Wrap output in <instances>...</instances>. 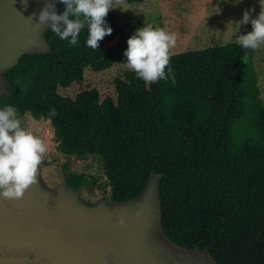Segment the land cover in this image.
<instances>
[{"label": "trees", "instance_id": "obj_1", "mask_svg": "<svg viewBox=\"0 0 264 264\" xmlns=\"http://www.w3.org/2000/svg\"><path fill=\"white\" fill-rule=\"evenodd\" d=\"M139 2L142 0H126ZM60 14L65 6L57 0ZM112 29L96 50L83 29L74 46L50 29L47 52L23 54L3 77L20 69L22 112L47 118L57 148L67 156L98 155L105 166L108 198L139 195L152 172L159 176L165 236L190 249L207 248L218 264H264V101L254 64L256 50L238 41L170 54L166 79L151 84L126 69L114 79L116 96L95 88L63 95L60 87L83 80L85 69L125 63L132 35L111 9ZM248 56L244 64L241 57ZM0 93L2 99L18 94ZM64 182L81 191L85 172L63 166Z\"/></svg>", "mask_w": 264, "mask_h": 264}, {"label": "water", "instance_id": "obj_2", "mask_svg": "<svg viewBox=\"0 0 264 264\" xmlns=\"http://www.w3.org/2000/svg\"><path fill=\"white\" fill-rule=\"evenodd\" d=\"M44 5L0 0V79L23 54L49 50L48 25L36 23ZM36 179L21 199L0 196V264H30L26 252L39 264H218L207 248L165 236L155 172L139 195L120 202L86 201L65 182L49 187L41 165Z\"/></svg>", "mask_w": 264, "mask_h": 264}, {"label": "rangeland", "instance_id": "obj_3", "mask_svg": "<svg viewBox=\"0 0 264 264\" xmlns=\"http://www.w3.org/2000/svg\"><path fill=\"white\" fill-rule=\"evenodd\" d=\"M112 10L117 21L132 34L144 24L162 27L166 31L177 34L176 46L171 54L190 49H200L217 44L238 41L239 35L252 31L251 23L239 24L245 11L254 19L264 7V0H142L124 2L116 5L113 0ZM118 6V7H117ZM254 64L259 79L264 101V44L254 54ZM127 68L124 63L115 64L101 71L89 68L84 71L82 81L72 83L68 87H60L61 94L74 96L79 90L95 88L101 98L115 97L114 79L123 74ZM19 85L18 94L2 99L18 111L24 126L34 130L45 142L47 152L44 154L41 172L44 182L55 187L64 182L63 166L73 171L85 172L89 176V184L82 188L80 194L86 201L93 202L100 197H108L109 185L105 166L98 155L88 157L67 156L57 148L54 128L47 118H35L22 112L23 94L33 84L30 79L23 83L20 69L10 71L6 78L0 79V93H11V84ZM10 86V88H8Z\"/></svg>", "mask_w": 264, "mask_h": 264}, {"label": "clouds", "instance_id": "obj_4", "mask_svg": "<svg viewBox=\"0 0 264 264\" xmlns=\"http://www.w3.org/2000/svg\"><path fill=\"white\" fill-rule=\"evenodd\" d=\"M56 2L45 0L36 23L47 24L48 29L60 39L68 40L70 46L77 44L78 36L85 28L88 32L86 44L94 50L98 48L99 41L111 34L112 29L106 25L105 17L111 9L116 8L113 0H59L65 6L61 14L56 12ZM123 2L115 0L116 5ZM249 22L252 31L239 35L238 43L242 48L256 50L264 44V7L261 6L254 19L250 18L249 11H245L237 27ZM176 42L175 32L144 24L127 39L124 66L148 84L166 79L165 69ZM241 61L246 64L248 56L241 57ZM56 115V109L50 108L49 121ZM46 152L44 140L34 130L24 126L15 107L0 109V196L21 199L25 191L37 182V170Z\"/></svg>", "mask_w": 264, "mask_h": 264}, {"label": "flooded vegetation", "instance_id": "obj_5", "mask_svg": "<svg viewBox=\"0 0 264 264\" xmlns=\"http://www.w3.org/2000/svg\"><path fill=\"white\" fill-rule=\"evenodd\" d=\"M21 253L23 254V252H21ZM26 254H27L28 257H29L30 264H39V263H37V262H34V260H33V255H32L31 252H26Z\"/></svg>", "mask_w": 264, "mask_h": 264}]
</instances>
